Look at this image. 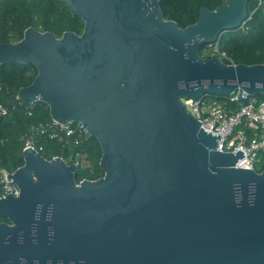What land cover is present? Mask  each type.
I'll return each mask as SVG.
<instances>
[{
    "label": "water",
    "instance_id": "95a60500",
    "mask_svg": "<svg viewBox=\"0 0 264 264\" xmlns=\"http://www.w3.org/2000/svg\"><path fill=\"white\" fill-rule=\"evenodd\" d=\"M84 21L61 38L29 27L0 43V64L34 66L18 99L79 123L102 149L104 177L28 148L0 198V264H264V167L218 151L182 99L264 95V64L206 58L242 27L251 0L167 20L160 0H65Z\"/></svg>",
    "mask_w": 264,
    "mask_h": 264
},
{
    "label": "trees",
    "instance_id": "16d2710c",
    "mask_svg": "<svg viewBox=\"0 0 264 264\" xmlns=\"http://www.w3.org/2000/svg\"><path fill=\"white\" fill-rule=\"evenodd\" d=\"M227 0H160L165 19L178 23L181 28L196 23L203 7L215 10L225 5ZM251 0L246 23L215 43L221 53L235 64H264V0ZM29 27L41 32H52L61 38L65 32L72 31L79 35L84 32V21L74 13L65 0H0V43H17L24 38ZM211 58V54L203 55ZM227 63L229 60H225ZM37 76L34 66L21 63L0 64V82L5 91L0 93V100L5 104H18V92L31 85ZM264 100V95H258ZM50 109L42 102L22 101L12 115L0 117V152L3 166L15 172L24 165L23 149L25 136L32 125L51 122ZM41 154L48 160L62 157L68 164L78 163L77 183L85 179L98 180L104 177L100 167L102 149L98 140L87 136L80 146L66 145L58 141L43 139ZM262 168V167H261ZM261 168H256L261 172ZM2 188L0 186V196ZM7 221L0 218V222Z\"/></svg>",
    "mask_w": 264,
    "mask_h": 264
},
{
    "label": "built area",
    "instance_id": "2783aa9c",
    "mask_svg": "<svg viewBox=\"0 0 264 264\" xmlns=\"http://www.w3.org/2000/svg\"><path fill=\"white\" fill-rule=\"evenodd\" d=\"M259 1L261 4L263 0ZM215 46L216 48L210 52L212 57H219L224 62L229 60L228 64H235L225 53L220 52L218 44ZM4 91V84L0 82V93ZM181 101L186 110L202 123L203 129L212 135H222L218 151L233 154L238 150L245 152V156L236 162L237 168L256 170L257 164L264 161V100L239 90L222 98L206 96L202 100L182 99ZM21 102L8 105L0 100V117L12 115ZM87 136V131L79 123L63 125L54 120L39 123L29 128L25 136L23 152L31 148L41 153L43 146L39 145V141L43 139L58 141L64 146L77 147ZM12 173L14 172L3 166L0 152L2 188L0 198L20 195V188L9 179Z\"/></svg>",
    "mask_w": 264,
    "mask_h": 264
},
{
    "label": "rangeland",
    "instance_id": "374dc122",
    "mask_svg": "<svg viewBox=\"0 0 264 264\" xmlns=\"http://www.w3.org/2000/svg\"><path fill=\"white\" fill-rule=\"evenodd\" d=\"M216 48V46L215 45H213L212 47H210V46H207L206 48H204V50H203V55L205 56V55H208V54H210V52L213 50V49H215ZM214 97V96H213ZM263 168L264 167V161L262 160L259 164H257V168L259 169V168ZM261 168V169H262Z\"/></svg>",
    "mask_w": 264,
    "mask_h": 264
}]
</instances>
